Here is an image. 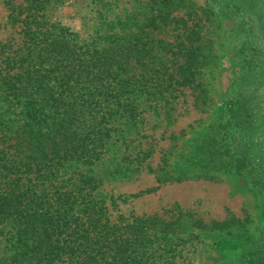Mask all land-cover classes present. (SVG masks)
Here are the masks:
<instances>
[{
  "label": "trees",
  "instance_id": "16d2710c",
  "mask_svg": "<svg viewBox=\"0 0 264 264\" xmlns=\"http://www.w3.org/2000/svg\"><path fill=\"white\" fill-rule=\"evenodd\" d=\"M59 1L11 5L8 19L19 28V37L0 46V227L9 225L12 234L11 253L0 255V264H181L176 235L184 226L183 213L172 220L158 215L112 220L105 202L94 195L99 181L82 174L77 184L65 170L72 164L94 165L107 149L115 122L137 121L140 98L167 102L179 88L199 85L201 41L193 40L200 34L183 30L167 49L175 60L166 62L158 55L163 41L151 32L168 27V21L122 42L116 32L81 39L48 17ZM238 2L256 8L253 28L259 35L253 41L248 35L243 44L247 71L225 104L226 121L208 140L193 144L185 160L191 158L195 167L234 170L264 197V63L249 67L250 58L262 53L259 44L264 46V7L255 0ZM167 16L159 11L144 21ZM124 22L117 23L128 25L130 19ZM169 180L157 178L159 184ZM234 220L205 225L196 219L191 225L224 230ZM242 264H264V237Z\"/></svg>",
  "mask_w": 264,
  "mask_h": 264
},
{
  "label": "rangeland",
  "instance_id": "374dc122",
  "mask_svg": "<svg viewBox=\"0 0 264 264\" xmlns=\"http://www.w3.org/2000/svg\"><path fill=\"white\" fill-rule=\"evenodd\" d=\"M23 2L0 0V46L10 38L19 37V28L10 25L8 15L11 5ZM230 3L224 0H60L50 8L48 16L52 21H61L81 39L116 32L121 42L142 29L168 21L165 25L168 27L151 32L155 40L163 41L158 44L162 48L158 55L166 62L175 60L167 49L183 30L189 34L199 32L201 37L193 40L195 44L198 39L201 41L196 76L199 85L193 89L179 88L167 102L151 103L140 98L137 121L115 122L116 130L107 149L94 165L72 164L65 170L67 177L77 184L82 174L92 175L99 181L94 195L105 202L112 220L142 215L172 220L173 215L183 213L184 226L176 235L181 243L178 259L181 264H242L264 237V197L250 181L234 170L195 167L190 164L191 158L185 160L193 144L208 140L214 128L226 121L225 104L247 71L243 56L247 51L243 44L248 35L253 41V35L259 33L253 28L256 8L248 9L247 3H237V0L234 5ZM255 5L264 7V0H255ZM159 11L168 15L166 19L162 20L163 16L144 21L149 14ZM127 19H130L128 25L124 24ZM108 22L115 23V28L106 25ZM163 45H166L164 49ZM259 47L262 53L255 52L258 56L250 58L254 61L249 67L264 63V46L259 44ZM176 58L183 60L178 55ZM167 115H170L169 122ZM143 152L148 153L147 158L136 161ZM202 174L213 178H197ZM159 176L170 180L159 184ZM187 176L190 178L183 179ZM0 180L4 181V177L0 176ZM143 190L151 192L133 196ZM231 217L239 221H231L232 226L224 230L191 225L196 219L210 225ZM11 235L9 225L0 227V255L11 253Z\"/></svg>",
  "mask_w": 264,
  "mask_h": 264
}]
</instances>
